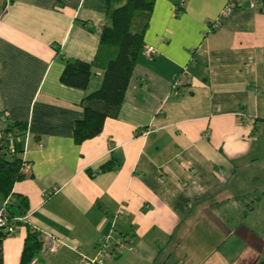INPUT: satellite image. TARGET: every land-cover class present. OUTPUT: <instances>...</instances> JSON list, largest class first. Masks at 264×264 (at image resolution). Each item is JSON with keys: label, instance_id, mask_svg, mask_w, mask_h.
<instances>
[{"label": "crops", "instance_id": "crops-1", "mask_svg": "<svg viewBox=\"0 0 264 264\" xmlns=\"http://www.w3.org/2000/svg\"><path fill=\"white\" fill-rule=\"evenodd\" d=\"M226 3L155 0L118 116L75 144L80 103L103 72L86 90L60 75L65 59L95 61L107 0H0V133L28 126L27 177L0 195V209L8 200L21 215L20 196L29 214L2 239L1 264H21L29 230L62 242L40 264L93 259L109 235L132 250L105 264L257 263L264 0L224 14ZM109 161L118 167L88 175Z\"/></svg>", "mask_w": 264, "mask_h": 264}, {"label": "trees", "instance_id": "trees-1", "mask_svg": "<svg viewBox=\"0 0 264 264\" xmlns=\"http://www.w3.org/2000/svg\"><path fill=\"white\" fill-rule=\"evenodd\" d=\"M4 1V0H3ZM155 0H107V20L100 34L98 56L94 62L64 60L60 82L65 86L86 90L94 69L103 72L99 87L82 99L80 106L83 116L77 120L73 129V141L80 144L97 136L106 119L118 116L124 95L138 56L144 51L143 36L154 8ZM241 8V5L236 7ZM83 27L93 31L86 23ZM28 126L25 123L7 122L0 133V195L8 198L13 195V186L24 180V162L20 155L24 150V139ZM117 164L109 161L96 172L87 170L90 177L116 169ZM20 199L21 214L27 202ZM9 211V206H8ZM0 233V264L2 262V239ZM39 234L29 230L24 240L21 264H28L42 247ZM256 264H264V252Z\"/></svg>", "mask_w": 264, "mask_h": 264}, {"label": "built area", "instance_id": "built-area-1", "mask_svg": "<svg viewBox=\"0 0 264 264\" xmlns=\"http://www.w3.org/2000/svg\"><path fill=\"white\" fill-rule=\"evenodd\" d=\"M245 1L249 8H253L259 0H227L224 14L229 13L232 9L241 5ZM144 131L143 134H146ZM23 171L26 170V164H23ZM10 202L5 201L4 205L0 209V233H3L1 237L13 236L16 233L17 226L28 221L29 214H21L14 216L8 211V205ZM62 242L51 234H44V240L39 252L30 260L28 264H40L39 256H46L48 253L54 252L56 248L61 245ZM126 247L129 251L132 250L129 247L128 241L125 237L121 236H107L102 243L98 245L97 255L93 259H87L82 257L79 264H105L108 261H112L117 257L120 248Z\"/></svg>", "mask_w": 264, "mask_h": 264}, {"label": "rangeland", "instance_id": "rangeland-1", "mask_svg": "<svg viewBox=\"0 0 264 264\" xmlns=\"http://www.w3.org/2000/svg\"><path fill=\"white\" fill-rule=\"evenodd\" d=\"M96 80V78H95V76L93 75L92 77H91V82H93V81H95ZM257 139H259L260 138V140H259V142H258V150H260V154H264V131H261V129H260V131H259V133L257 134ZM259 153V152H258ZM262 182H264V178H259ZM258 178L257 179H254V182H258V180H259ZM262 189V188H261ZM258 196V195H257ZM255 198H256V196H255ZM253 200V199H252ZM253 201H255V200H253ZM256 204H257V207H256V209L257 208H259L258 210H257V213H256V215H257V217H258V219H260V217H261V212H262V210H263V213H262V216H264V200H262V203L260 202L259 203V201L258 202H256ZM243 220V219H242ZM242 230H243V228H242ZM257 232L259 233V234H263L264 233V225L262 224V225H258V227H257ZM260 253H261V255H262V253L264 252V250L261 252V251H259ZM252 264V263H251Z\"/></svg>", "mask_w": 264, "mask_h": 264}]
</instances>
